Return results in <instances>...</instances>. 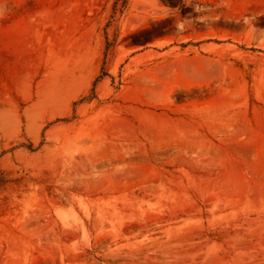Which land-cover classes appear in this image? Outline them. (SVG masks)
<instances>
[{
  "label": "rangeland",
  "instance_id": "obj_1",
  "mask_svg": "<svg viewBox=\"0 0 264 264\" xmlns=\"http://www.w3.org/2000/svg\"><path fill=\"white\" fill-rule=\"evenodd\" d=\"M146 1L0 0V264H264V17Z\"/></svg>",
  "mask_w": 264,
  "mask_h": 264
},
{
  "label": "bare ground",
  "instance_id": "obj_2",
  "mask_svg": "<svg viewBox=\"0 0 264 264\" xmlns=\"http://www.w3.org/2000/svg\"><path fill=\"white\" fill-rule=\"evenodd\" d=\"M146 2L151 7H154L156 5V0H147ZM241 3H242L241 4L242 11L241 12L230 11L227 18L229 19L235 18L236 16H240L242 12H252V13L261 12L262 14H264V5H263L264 0H242ZM250 23L246 21L244 23H237L236 26L240 28H244V26L250 25Z\"/></svg>",
  "mask_w": 264,
  "mask_h": 264
},
{
  "label": "crops",
  "instance_id": "obj_3",
  "mask_svg": "<svg viewBox=\"0 0 264 264\" xmlns=\"http://www.w3.org/2000/svg\"><path fill=\"white\" fill-rule=\"evenodd\" d=\"M259 14H261L262 17L264 16V14H262V13H259Z\"/></svg>",
  "mask_w": 264,
  "mask_h": 264
},
{
  "label": "flooded vegetation",
  "instance_id": "obj_4",
  "mask_svg": "<svg viewBox=\"0 0 264 264\" xmlns=\"http://www.w3.org/2000/svg\"><path fill=\"white\" fill-rule=\"evenodd\" d=\"M185 7H182V9H184Z\"/></svg>",
  "mask_w": 264,
  "mask_h": 264
}]
</instances>
